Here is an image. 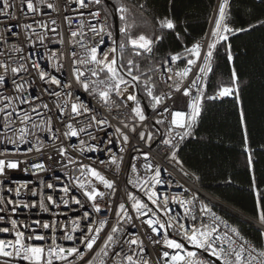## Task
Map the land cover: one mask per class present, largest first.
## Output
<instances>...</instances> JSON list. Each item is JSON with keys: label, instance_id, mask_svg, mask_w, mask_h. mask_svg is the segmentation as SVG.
<instances>
[{"label": "snow or ice", "instance_id": "1", "mask_svg": "<svg viewBox=\"0 0 264 264\" xmlns=\"http://www.w3.org/2000/svg\"><path fill=\"white\" fill-rule=\"evenodd\" d=\"M232 7L233 0H219L214 23L200 41L142 68L141 61L151 59L164 37L133 35L126 0H19V5L16 0H0V17L16 21L20 28L14 31L5 24L0 29V264H264V243L248 240L201 198L198 189L176 179L177 173L200 179L186 170L181 146L195 138L204 100L235 97L239 103L235 67L230 85L206 95L219 49L232 61L230 37L264 26V20H258L247 28L233 27ZM17 9L36 26L23 23L14 14ZM63 12L76 15L63 16L70 38L61 51L50 47L65 45L57 19L45 17ZM156 25L161 33L171 30L180 38L170 16L158 18ZM158 83L168 91H158ZM173 92L189 98L185 109L174 111L167 104ZM149 108L151 116L146 114ZM114 110L125 115L109 134L113 125L105 113ZM239 121L256 218L264 225V189L256 183L242 105ZM148 123L154 131L147 130ZM132 135L149 151L133 145L138 155L131 157L125 179L118 184L128 149L122 146L118 154L111 146L128 145ZM73 138L78 142L71 143ZM89 153H103L107 159H93ZM39 156L49 161L55 156L57 165H71L78 174L65 172L69 183L59 189L40 179L41 192L31 191L41 195L38 202L5 196L7 192L19 197L28 189L27 184L6 183L12 170L31 169L38 178L50 170L43 161L36 162ZM108 169L113 178L106 175ZM173 187L182 191L172 193ZM44 188L61 195L44 196ZM62 207L69 209L63 213L66 217L75 215L65 221L31 223L18 218L21 208L58 217L53 209ZM260 231L264 236V229Z\"/></svg>", "mask_w": 264, "mask_h": 264}, {"label": "trees", "instance_id": "2", "mask_svg": "<svg viewBox=\"0 0 264 264\" xmlns=\"http://www.w3.org/2000/svg\"><path fill=\"white\" fill-rule=\"evenodd\" d=\"M216 1L126 0L131 9L129 23L133 25V35L143 33L153 39L159 35L164 37L154 48L151 59L141 61V67L158 64L168 53L182 52L184 45L191 47L200 41L207 33ZM141 3L143 9L138 7ZM163 16L175 20L179 39L171 30L161 33L158 29L156 20ZM258 20H264L262 0H233L230 21L233 27L247 28L249 23ZM230 43L233 60L228 61L224 49H219L220 55L207 78L206 95L214 94L221 85H230L232 68L235 67L239 103L235 97L215 101L205 99L195 138L182 144L181 159L187 170L200 177L199 187L206 194L259 223L255 197L250 188L251 173L243 150L239 109L242 105L245 112L256 183L264 189V26L231 36ZM157 89L163 91L158 84ZM147 111H151V108ZM215 208L228 222L238 227L248 240L254 244L264 243L259 228L218 206Z\"/></svg>", "mask_w": 264, "mask_h": 264}, {"label": "built area", "instance_id": "3", "mask_svg": "<svg viewBox=\"0 0 264 264\" xmlns=\"http://www.w3.org/2000/svg\"><path fill=\"white\" fill-rule=\"evenodd\" d=\"M53 2H55V0H53ZM16 3H17V5H19V0H16ZM218 3H219V0L216 1L214 9L218 5ZM73 7H75V6L73 5ZM24 10H25V12L27 11L26 7H25ZM48 11L51 12V10H48ZM14 14L16 16H20L21 17V21L23 23H33V26L34 27L36 26L31 18H26V17L21 16V13H20V11L18 9L14 12ZM30 15L31 14H29V16ZM64 15L75 16L76 14L72 13V12H63L59 16H57L55 13H52V17H45V19H48L49 21H50L51 18H56L57 19L56 27H58V29L64 35L65 45L61 46L59 44H55V45H50V47H52V48H60L61 51H63L64 48H66L68 46V41H69V38H70V33L65 28V21L63 20V16ZM37 19H39V17H37ZM214 19H215V17L213 16V12H212V16H211V20H210L211 23L209 24L207 32L210 31L211 26L214 23ZM5 24H8L10 27H13L14 31H19L20 30L19 26L16 25V21H14V20L13 21H8L5 17H0V29H3ZM37 31H41V29L37 28ZM49 35H52V34L49 33ZM57 39H58V37H57ZM13 42H15V38H13L12 40L9 41V43H13ZM26 50H28V49H26ZM43 51L44 50L41 49V53H43ZM49 70L51 71V69H49ZM158 85H160L163 88L162 92L168 91L167 85H161L159 83H158ZM36 90H38V89H36ZM193 95H195V93H193ZM82 98L90 99V98H88L86 96H83ZM188 99H189L188 97H183L181 95V93L173 92L172 93V99L168 100L167 104L170 105L174 111L175 110H182V109L186 108V102L188 101ZM216 100H219V99H216ZM211 101H215V100H211ZM105 114L107 115V118L111 121V123L113 125V128H109L108 132H109V134H113L115 127H120L121 126V120L124 119V115L125 114L123 113V111L117 112L116 110H114L112 114H107V113H105ZM151 115H152V109H151V111H149V116H151ZM152 128H153L152 127V123H148L147 130L148 131H153ZM77 142L78 141L76 140V138H73V140L71 141V143H77ZM133 145H139L142 148V150L145 151V152L149 151V149L147 148V146H145L143 144V142L137 141L135 135L131 136V142L128 145H121L119 142H117V143H115V144H113L111 146L112 150L114 152H117L118 154H119L118 150H119L120 147L124 146V147H126L128 149V151L123 153L124 163L121 166V173L119 174L118 184L125 179L124 171L126 169H128L129 161H130L131 157L134 156V155H138V153H136L134 151ZM0 147H2V146H0ZM8 147H9V149L12 148L11 145H8ZM153 148H155V145H153ZM70 151H71V149H70ZM75 155L77 156V158H80L78 153L75 154ZM97 155L103 156V158L107 159V156L105 154H103V153H100V154L89 153L88 154V156L92 157L93 159ZM21 158L23 159V157H21ZM55 160H56L55 156L53 157L52 161L47 160L43 156L36 157V162L43 161L45 163L46 167H48L50 169L48 172H40L39 173V178H38V176L36 174H34L32 172L31 169L27 173L23 172L21 170H12L10 172L11 181L10 182H6V183H10V186H12V187H16L17 184H27L28 185V189H22L21 190L22 194L19 197H15L14 194H10V193H7V192H5L4 195L5 196L12 195L13 199H15L17 201L24 200V201H28V202H38L42 198L41 195L38 194L36 196H33V195H31V191L32 190H36L38 193L41 192L40 179H43L46 183L47 182H54L56 184V188L59 189V188H61L63 186V183H69V181L67 179V176L65 175V172H68L70 175H77L78 174V173H73L72 172V167L73 166L70 165L68 169H64L62 165H57L55 163ZM32 162H33L32 159H29V164H31ZM84 162L87 163L89 161L85 160ZM133 162H136L137 166L139 167V162H137V161H133ZM161 162L163 163V161H161ZM21 167L23 168L24 165H21ZM100 167L103 169V166H100ZM169 170L171 171V169H169ZM106 175H108L109 178H113V171L111 169L106 170ZM55 177H60L61 180L60 181H55V179H54ZM176 179L180 183L185 184L186 187H191L193 189H198L199 190V195L201 196V198L204 199L206 203H210L213 206V210L215 212H217L218 215L222 216L216 210V208H215L216 204H215L214 200L199 187L198 181L192 179L191 177L185 178L182 175H180L179 173L176 174ZM128 187L131 189L130 185ZM161 191H166V189L165 188H161ZM181 191H182V189L178 188V187H173L171 189L172 193H180ZM49 194H53L54 198L58 197L59 195H61V193L58 190L55 193H53L52 189L44 188L43 189V195L46 196V195H49ZM77 195H79V193H77ZM117 195L119 196V193H117ZM73 207H78V206H73ZM173 207H176V206L173 205ZM53 212L59 213V216L57 217V216L52 215V214H50L48 212H43L42 210H39L38 208L32 209L31 211L21 208L19 210L18 218L21 219V220H24L25 218H28L27 222L31 223L32 221H34L36 219H41V220H44V221L57 220L58 219V221H65L67 219H70L73 215H75V213H69V215L66 217L65 215H63V213H68L69 209L68 208H63V207L61 209H53ZM229 224H231V223L229 222ZM33 226H35V225H33Z\"/></svg>", "mask_w": 264, "mask_h": 264}, {"label": "water", "instance_id": "4", "mask_svg": "<svg viewBox=\"0 0 264 264\" xmlns=\"http://www.w3.org/2000/svg\"><path fill=\"white\" fill-rule=\"evenodd\" d=\"M147 114L149 115V112H148V111H147ZM212 199H213V198H212ZM213 200H214L216 206H218V207H220L221 209L226 210L227 212H229V213H231V214H233V215H235V216H237V217H239V218L245 220L246 222L250 223L251 225H253V226H255V227H257V228H259V229L261 230V227H262L261 224L255 222V221L252 220V219H249V218L243 216L242 214H240V213H238L237 211H235V210H233V209H231V208H229V207L223 205L222 203L218 202L217 200H215V199H213Z\"/></svg>", "mask_w": 264, "mask_h": 264}, {"label": "bare ground", "instance_id": "5", "mask_svg": "<svg viewBox=\"0 0 264 264\" xmlns=\"http://www.w3.org/2000/svg\"><path fill=\"white\" fill-rule=\"evenodd\" d=\"M261 229H264V226L262 225Z\"/></svg>", "mask_w": 264, "mask_h": 264}]
</instances>
